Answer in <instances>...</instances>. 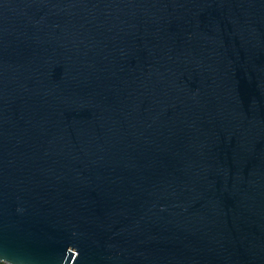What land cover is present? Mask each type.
<instances>
[{
  "label": "water",
  "instance_id": "water-1",
  "mask_svg": "<svg viewBox=\"0 0 264 264\" xmlns=\"http://www.w3.org/2000/svg\"><path fill=\"white\" fill-rule=\"evenodd\" d=\"M0 263L264 264V0H0Z\"/></svg>",
  "mask_w": 264,
  "mask_h": 264
},
{
  "label": "built area",
  "instance_id": "built-area-1",
  "mask_svg": "<svg viewBox=\"0 0 264 264\" xmlns=\"http://www.w3.org/2000/svg\"><path fill=\"white\" fill-rule=\"evenodd\" d=\"M0 264H3V263H0Z\"/></svg>",
  "mask_w": 264,
  "mask_h": 264
}]
</instances>
